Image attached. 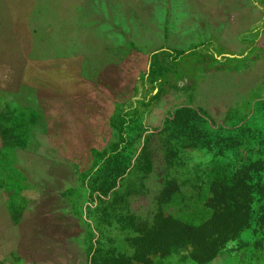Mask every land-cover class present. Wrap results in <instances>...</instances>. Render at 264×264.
<instances>
[{"label": "rangeland", "instance_id": "374dc122", "mask_svg": "<svg viewBox=\"0 0 264 264\" xmlns=\"http://www.w3.org/2000/svg\"><path fill=\"white\" fill-rule=\"evenodd\" d=\"M260 47L264 0H0V172L17 210L0 264H264V212L206 261L162 249L215 180L264 162ZM169 127L234 147L177 159Z\"/></svg>", "mask_w": 264, "mask_h": 264}, {"label": "trees", "instance_id": "16d2710c", "mask_svg": "<svg viewBox=\"0 0 264 264\" xmlns=\"http://www.w3.org/2000/svg\"><path fill=\"white\" fill-rule=\"evenodd\" d=\"M188 131L193 135L187 137ZM168 134L171 140L169 156L177 159L185 148L222 152L234 147L226 136L211 137L207 132H195L192 127H169ZM182 135L183 140L180 139ZM202 206L204 213L196 220L184 222L178 219L177 227L167 230L163 250L178 247L182 255L201 262L210 259L220 246L237 237L242 230L255 233L264 212V162L255 156L240 162L234 170L213 182L206 204ZM166 221L160 220V227Z\"/></svg>", "mask_w": 264, "mask_h": 264}, {"label": "crops", "instance_id": "0c3cea01", "mask_svg": "<svg viewBox=\"0 0 264 264\" xmlns=\"http://www.w3.org/2000/svg\"><path fill=\"white\" fill-rule=\"evenodd\" d=\"M263 49L260 47V50L264 51ZM6 174L4 171L0 172V236L4 235L9 223L13 226L17 220L14 198L7 197Z\"/></svg>", "mask_w": 264, "mask_h": 264}]
</instances>
